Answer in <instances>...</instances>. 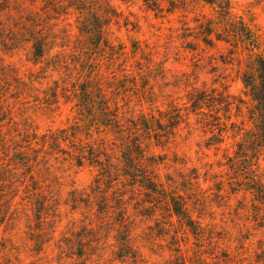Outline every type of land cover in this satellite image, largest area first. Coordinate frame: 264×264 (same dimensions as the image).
<instances>
[{
  "label": "rangeland",
  "instance_id": "obj_1",
  "mask_svg": "<svg viewBox=\"0 0 264 264\" xmlns=\"http://www.w3.org/2000/svg\"><path fill=\"white\" fill-rule=\"evenodd\" d=\"M109 1L118 14L107 36L115 49L125 47L121 65L141 77L134 71L125 77L129 94L123 109L157 116L155 110L175 105L183 114L173 140L148 145L155 162L147 169L169 193L177 192L187 202L197 236L170 212L164 198L145 202L116 181L109 189L95 187L96 170L72 159L80 158L77 151L91 143L83 137L84 144L70 141L62 132L74 121L73 104L56 97L61 88L71 90L78 79L72 65L76 28L71 13L48 22L55 43L66 45L52 48L40 63L29 61L28 44L1 53L18 82L0 76L7 110L0 114V133L12 130L25 142L31 140L30 151L18 155L36 160L24 186L12 191L17 208H0V264H264V228L253 220L251 195L227 181L232 175L227 157L239 137L233 132L249 126L250 101L235 56L220 42L197 51L182 47V27L193 28V17L202 10L199 5L166 14L148 9L143 0ZM153 1L160 0H148ZM232 2L236 13L264 37V0ZM109 72L113 82L122 78L116 66ZM203 87L213 91L208 93L215 101L213 110L188 113L186 96ZM146 94L153 102L143 103ZM42 139L43 147L36 144ZM2 158L9 162V157ZM258 172L264 182V156ZM9 186L0 185V190ZM37 197L46 203L40 214ZM102 210L107 214L100 218ZM126 225L131 229L128 247L116 241L124 237ZM62 240L69 241V248Z\"/></svg>",
  "mask_w": 264,
  "mask_h": 264
},
{
  "label": "trees",
  "instance_id": "obj_2",
  "mask_svg": "<svg viewBox=\"0 0 264 264\" xmlns=\"http://www.w3.org/2000/svg\"><path fill=\"white\" fill-rule=\"evenodd\" d=\"M143 2L148 9L166 14L185 11L190 4L199 5L202 10L198 18L193 17V28L183 23L182 47L197 51L215 48L216 43L220 42L226 45L230 55L235 56L240 68L239 79L250 101L246 112L249 126L233 132L239 137L233 142L232 155L227 157V166L232 172L227 181L236 186L235 190L251 195L253 220L257 226L264 228V182L258 172L260 157L264 156V37L251 21L236 13L232 0ZM204 7L207 12L203 11ZM0 13V76L15 82H18L17 74L3 62L1 53H11L28 44L29 61L32 64L40 63L48 58L52 48L66 45L55 43L57 37H54L48 22L71 13L74 15L76 38L72 52L76 59L72 65L78 71V79L71 90L61 88L57 96L56 93L53 95L73 104L74 121L62 132L68 134L70 141L84 144L83 137L91 143L77 151L80 158L73 156L72 159L78 166L88 164L96 170L95 187L108 185L106 188L109 189L116 181L124 185L126 192L144 197L145 202L151 203L157 197L164 198L170 212L189 233L197 236L195 220L187 202L177 192L169 193L163 182L147 169L150 163L155 162L147 153L148 145L163 146L173 140L183 114L175 109V105L167 106L163 111L155 110L157 116L141 110L134 113L123 109L124 100L129 94L124 79L127 75H133V71L135 74L137 72L133 68L127 69L125 64L121 65L125 47L117 46L115 49L116 45L107 36L106 30L118 14L110 1L0 0ZM131 53L134 57L135 46ZM114 66L119 73L122 72V78L117 82L111 81L114 80L112 77L108 78ZM210 92L213 91L204 87L192 89L186 96L190 103L188 113L202 112L203 109L212 111L215 101L210 99ZM150 96L146 94L143 103L153 102ZM3 103V94L0 93V114L7 113ZM14 134L12 130L0 133V185H10L0 190V208L5 210L19 205L13 201L16 193L12 191L24 186L25 177L36 160L27 155H18L19 152L30 151L34 143L31 140L25 142ZM222 141L220 133L217 142ZM36 144L43 147L46 141L42 139L41 144ZM2 156L9 157V162ZM92 194L98 196L99 192L94 190ZM36 200L40 214L46 203L38 197ZM79 202L80 199L76 203ZM106 212L100 211L98 217L102 218ZM119 218L122 216L119 215ZM124 228V237L118 236L116 241L128 247L131 246V229L128 225ZM60 242L69 248V241Z\"/></svg>",
  "mask_w": 264,
  "mask_h": 264
}]
</instances>
